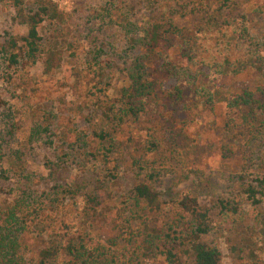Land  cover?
<instances>
[{
  "label": "rangeland",
  "instance_id": "374dc122",
  "mask_svg": "<svg viewBox=\"0 0 264 264\" xmlns=\"http://www.w3.org/2000/svg\"><path fill=\"white\" fill-rule=\"evenodd\" d=\"M38 1L25 0L19 10L0 0V50L10 49L15 36L22 61L8 67L0 53V98L6 101L0 105V174L5 175L0 177V223L12 211L25 222L19 253L36 259L44 247L79 230L95 243L117 242L122 236L120 196L154 173L164 209L193 193L209 211L212 231L203 239L221 249L223 264H248L249 247L264 259V201L255 206L239 181L241 174L264 178L263 131L256 126L251 134L240 119L228 130L235 112L226 101L210 110L198 106L190 92L181 102L168 98L175 81L161 69L163 60L147 63L149 78L159 84L157 99H148L138 117L106 119L108 112L126 106L124 89L133 63L146 53L148 24L161 25L158 48L182 63L187 43L198 40L213 47L211 38L226 14L246 16L252 34L264 39V0H234L222 14L215 0H52L60 16L40 26L45 55L32 62L23 37L27 15ZM262 83L255 69L219 78L222 97ZM102 131L106 140L96 135ZM77 134L84 135L89 151L101 154L98 159L88 160L84 149L70 148ZM83 183L88 185L80 189ZM101 184V205L89 211L93 205L87 195ZM225 198L239 202L240 215L222 210L219 201ZM157 216L163 217L152 214V219ZM242 245V251L234 249Z\"/></svg>",
  "mask_w": 264,
  "mask_h": 264
},
{
  "label": "trees",
  "instance_id": "16d2710c",
  "mask_svg": "<svg viewBox=\"0 0 264 264\" xmlns=\"http://www.w3.org/2000/svg\"><path fill=\"white\" fill-rule=\"evenodd\" d=\"M9 1L21 10L25 0ZM233 3L234 0L214 2L216 11L221 14L229 10ZM59 16V9L52 0H39L38 8L27 15L28 35L23 39L27 47L26 57L32 62H37L45 55L40 26L46 19L53 20ZM144 31L147 49L142 59L136 60L131 67L130 84L124 89L128 101L125 102V107L119 109L118 113L121 115L115 112V115H111V111L107 113L108 122L116 117L123 120L125 114L138 117L147 109L148 99H157L159 84L149 78L147 63L163 60L161 69L175 81L174 87L167 94L168 98L181 102L186 98L187 92H190L198 106L210 110H215L218 102L226 101L227 107L235 112V116L227 120L228 130L232 131L239 125L240 119L251 134L255 132L256 126L264 132V39L252 34L246 16L231 18L226 14L217 33L211 38L216 40L213 47L208 48L198 40L187 43L183 48L182 63L174 62L158 48L163 39L159 23L148 24ZM174 32L183 34L177 28ZM10 45V49L3 48L0 53L3 52L9 61L8 67L17 66L22 61L17 52L18 41L15 36L11 37ZM47 53L49 59H52L51 51ZM205 67L209 70L206 71ZM248 69L258 71L263 83L254 89L246 86L239 93L222 97L219 78L235 77ZM5 104L6 101L0 98V105ZM45 130L49 131L50 128L46 127ZM96 135L101 140L108 137L105 131ZM88 145L81 134H77L76 141L69 144L70 148L84 149L88 160L90 157L98 159L101 154L89 151ZM68 155L69 152L65 151L64 156ZM104 156L108 160L109 154L105 153ZM4 176L0 174V177ZM110 176L115 179L117 174L111 170ZM156 179L157 175L152 173L137 181L129 193L120 196V248L113 246L118 241L111 245L95 243L85 230H79L69 238L56 239L44 247L36 259L28 260L19 253L21 234L27 226L12 211L0 223V264H223L221 249L203 239L211 233L212 222L209 211L201 206L198 197L193 193L181 195L175 199L172 209L167 211L164 209L166 203L161 198L162 193L154 186ZM239 181L248 199L255 206H260L264 201V178H250L241 174ZM87 185L88 183H83L80 189ZM96 189V193L87 195L88 201L93 205L89 211H94L95 205H101L100 194L105 187L101 184ZM219 202L227 215L235 217L241 214L237 200L234 202L225 198ZM152 214L163 217L152 219ZM137 222L141 225L137 226ZM241 240L247 241V238L242 236ZM234 249L242 251L243 245L240 248L235 246ZM248 250V264H264V259L252 248L249 247Z\"/></svg>",
  "mask_w": 264,
  "mask_h": 264
}]
</instances>
